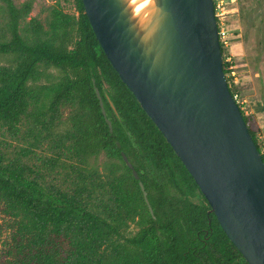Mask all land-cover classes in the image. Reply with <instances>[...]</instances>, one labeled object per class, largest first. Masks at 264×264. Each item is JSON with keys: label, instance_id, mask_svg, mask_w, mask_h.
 Listing matches in <instances>:
<instances>
[{"label": "trees", "instance_id": "1", "mask_svg": "<svg viewBox=\"0 0 264 264\" xmlns=\"http://www.w3.org/2000/svg\"><path fill=\"white\" fill-rule=\"evenodd\" d=\"M74 2L76 17L53 10L42 29L32 19L20 27L30 2L15 6L0 0V59L7 60L0 65V128L15 138L22 120L29 118L26 134L33 140L10 160L0 152V204L10 230L0 264H246L179 159L112 70L80 0ZM226 67L222 64L224 75ZM46 68L61 77L37 84ZM63 109L67 128L59 131ZM242 118L254 143L255 131ZM43 142L50 157L37 160L48 171H63L60 186L44 185L39 170L20 159ZM102 151L117 157L121 173L119 165L106 173L88 165ZM260 157L264 164V154ZM132 224L139 229L130 236Z\"/></svg>", "mask_w": 264, "mask_h": 264}, {"label": "water", "instance_id": "2", "mask_svg": "<svg viewBox=\"0 0 264 264\" xmlns=\"http://www.w3.org/2000/svg\"><path fill=\"white\" fill-rule=\"evenodd\" d=\"M128 1L80 0L112 70L179 159L228 241L246 264H264V164L226 85L212 0H152L154 14L143 30Z\"/></svg>", "mask_w": 264, "mask_h": 264}, {"label": "rangeland", "instance_id": "3", "mask_svg": "<svg viewBox=\"0 0 264 264\" xmlns=\"http://www.w3.org/2000/svg\"><path fill=\"white\" fill-rule=\"evenodd\" d=\"M30 2V10L24 19L23 24L28 23L31 19L40 23L42 29H47L46 21L51 19L52 11L68 15L71 17L77 16V5L74 0H12L15 6L24 2ZM133 8V7H130ZM232 14H228L229 34L231 36L230 53L234 65L233 79L236 81L235 91L239 99L242 95L253 94L261 97L264 93V0H234V2L227 6ZM2 19L0 18V21ZM233 37V38H232ZM6 59H0V65H3ZM43 75L36 82L43 84L49 82H56L61 77V73L53 68H46L43 70ZM226 75V74H225ZM247 112V123L251 127V116L248 114L249 109L245 108ZM62 126L58 127L59 131H64L67 125L64 124L67 116V110L61 111ZM31 128L30 119L22 120L20 132L12 138L0 128V152L8 160L15 157V153L21 148H29L32 143V137L26 134ZM254 132V131H253ZM255 133V132H254ZM32 154L27 157L20 158L22 163L28 166H35L43 175V184H54L60 186L63 171L59 167L47 170L41 167L40 161L37 159H46L50 157V151L47 142H43L35 148H31ZM89 166L98 170L99 173H106L108 169L114 165H119L121 173V165L116 156L107 151L100 152L96 157L87 160ZM9 218L1 211L0 204V251L3 249V243L8 237ZM137 225H130V236L138 231Z\"/></svg>", "mask_w": 264, "mask_h": 264}, {"label": "built area", "instance_id": "4", "mask_svg": "<svg viewBox=\"0 0 264 264\" xmlns=\"http://www.w3.org/2000/svg\"><path fill=\"white\" fill-rule=\"evenodd\" d=\"M234 0H212L213 6V17L215 19L216 31H217V42L219 45L222 64L227 65L226 70L228 71L226 75H224L226 85L228 89H233L236 86V81L233 79L234 75V65L231 58L230 47L232 44L231 36L229 34V29L227 28L228 24V14H232V11L227 8V6L231 5ZM233 38V37H232ZM231 97L234 103L237 105L239 112L242 116H247V112L243 106V102L239 99L236 92L231 94ZM254 145L261 156L264 154V135L262 131H257L254 133Z\"/></svg>", "mask_w": 264, "mask_h": 264}, {"label": "crops", "instance_id": "5", "mask_svg": "<svg viewBox=\"0 0 264 264\" xmlns=\"http://www.w3.org/2000/svg\"><path fill=\"white\" fill-rule=\"evenodd\" d=\"M240 98L244 108L249 109L248 114L253 120L251 127L255 132L262 131L264 129V106L261 104L260 96L244 94Z\"/></svg>", "mask_w": 264, "mask_h": 264}, {"label": "bare ground", "instance_id": "6", "mask_svg": "<svg viewBox=\"0 0 264 264\" xmlns=\"http://www.w3.org/2000/svg\"><path fill=\"white\" fill-rule=\"evenodd\" d=\"M152 0H129L128 6L130 8L131 16L136 25L141 29H145L153 17L154 10L152 7Z\"/></svg>", "mask_w": 264, "mask_h": 264}]
</instances>
